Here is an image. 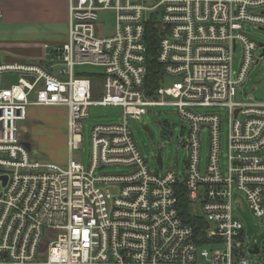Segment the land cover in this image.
Here are the masks:
<instances>
[{
  "label": "built area",
  "instance_id": "obj_1",
  "mask_svg": "<svg viewBox=\"0 0 264 264\" xmlns=\"http://www.w3.org/2000/svg\"><path fill=\"white\" fill-rule=\"evenodd\" d=\"M99 13L113 14L111 33L102 34ZM150 19L162 77L147 92ZM67 25L66 41L48 47L43 62H0V264H253L260 250L250 254L257 245L244 238L233 199L264 217V98L235 97L262 59L264 46L245 27L264 31V0H68ZM85 66L101 71L75 72ZM168 76L177 81L161 86ZM33 106L66 109L65 165L33 158L20 139ZM92 106L119 108L121 118L90 128L85 167L74 152ZM167 107L186 124L187 154L181 171L162 161L158 172L130 121ZM178 186L205 222L200 235L180 215Z\"/></svg>",
  "mask_w": 264,
  "mask_h": 264
},
{
  "label": "rangeland",
  "instance_id": "obj_2",
  "mask_svg": "<svg viewBox=\"0 0 264 264\" xmlns=\"http://www.w3.org/2000/svg\"><path fill=\"white\" fill-rule=\"evenodd\" d=\"M97 23L100 26L102 34H109L114 28V16L112 13H99ZM68 27V26H67ZM68 30V29H67ZM66 28H57L58 34H64ZM247 37L257 44L264 45V31L254 29L250 26L245 27ZM258 50L256 55H261ZM240 60V47L233 56L234 68L237 67ZM80 70L89 72H100L101 70L94 67H76L75 72ZM177 79L166 77L161 86L166 87ZM100 89V83L94 84ZM97 95V91L95 96ZM264 95V56L255 64L243 84L238 89L235 100L245 101L248 97L254 100H260ZM153 113L148 111L147 115L141 120H131L130 127L133 132L134 140L142 156L149 162L150 169L161 172L157 167L156 159H153L159 149H162L161 157L163 167H177L180 171L184 168L186 160V149L181 146V141L186 140L187 131L185 122L179 118L174 108H158ZM121 110L114 107H90L88 109V118L83 121L82 145L81 148L74 152V155L80 158L81 163L87 167L90 160V128L95 124L110 123L120 120ZM224 121L221 130V154L226 152V115L220 112ZM168 123V127H164ZM174 125L172 128L171 126ZM144 126L153 134L150 138L148 133L143 129ZM67 114L66 109L62 107H29L27 110L26 120L19 123L20 139L30 144L31 155L40 162L55 163L60 166L66 164L68 160V151L66 144L67 135ZM183 129V131H182ZM207 153V131L202 135V166L205 162ZM223 161V159H222ZM121 171L107 169L106 171ZM105 171V172H106ZM195 213L199 214V211ZM233 214L243 225V236L251 245L256 243L260 250V255L250 257L253 264H264V217L257 221L249 210L244 198L235 194L233 199Z\"/></svg>",
  "mask_w": 264,
  "mask_h": 264
},
{
  "label": "crops",
  "instance_id": "obj_3",
  "mask_svg": "<svg viewBox=\"0 0 264 264\" xmlns=\"http://www.w3.org/2000/svg\"><path fill=\"white\" fill-rule=\"evenodd\" d=\"M0 13V62L41 63L67 39L68 0H0Z\"/></svg>",
  "mask_w": 264,
  "mask_h": 264
},
{
  "label": "trees",
  "instance_id": "obj_4",
  "mask_svg": "<svg viewBox=\"0 0 264 264\" xmlns=\"http://www.w3.org/2000/svg\"><path fill=\"white\" fill-rule=\"evenodd\" d=\"M160 36L161 35L159 29L156 26L153 19L148 20L145 25V45L147 48V52H146L147 74L144 83V89L147 92H150L153 89H155L159 85V81L162 77L161 66L156 61ZM92 77L95 76L93 75ZM177 192H178L177 193L178 207L180 210L181 217L187 224H189L195 230L196 235H200V233L205 228L204 220L201 219L200 217L193 216L191 214V206L187 202L185 193L183 192L181 186H178Z\"/></svg>",
  "mask_w": 264,
  "mask_h": 264
},
{
  "label": "water",
  "instance_id": "obj_5",
  "mask_svg": "<svg viewBox=\"0 0 264 264\" xmlns=\"http://www.w3.org/2000/svg\"><path fill=\"white\" fill-rule=\"evenodd\" d=\"M259 46L263 47L264 45L263 44H259ZM261 56L262 57L264 56V48H263ZM143 129L148 133L150 138L153 137V134L148 130L147 126H144ZM24 145H25V147L27 149L30 150V144L29 143L24 142ZM161 151H162V149H159L158 152H157V162L159 163L160 167L162 166ZM258 253H259V249H258L257 246H254V248L252 250H250V254H252V255H258Z\"/></svg>",
  "mask_w": 264,
  "mask_h": 264
}]
</instances>
